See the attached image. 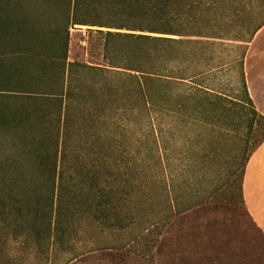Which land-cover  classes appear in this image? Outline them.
<instances>
[{"label": "trees", "instance_id": "obj_1", "mask_svg": "<svg viewBox=\"0 0 264 264\" xmlns=\"http://www.w3.org/2000/svg\"><path fill=\"white\" fill-rule=\"evenodd\" d=\"M47 1L53 21H62L50 30L30 16L33 0H0V132L19 137L6 149L17 148L20 155L8 152L2 161L0 229L7 240L23 237L41 246L52 238L65 247L84 221L99 224L103 232L121 231L134 223L141 199L152 207L148 188L124 169L127 139L115 133L119 121L140 111L150 120L157 114L183 115L195 122L221 121L237 133L246 130L236 186L245 209L246 165L264 141V116L246 84L248 46L240 60L238 95L192 82L182 64L203 39H220L211 29L231 20L240 23L243 8L258 0ZM258 6L264 10V2ZM255 14L242 24L249 31L247 45L264 26ZM75 26L130 33L105 34L108 65L97 67L68 61ZM118 134L125 136L123 130ZM19 158L32 169L33 178L24 185L25 175L14 178L11 171L18 170ZM166 193L170 220L186 210ZM5 235L0 236V264H13Z\"/></svg>", "mask_w": 264, "mask_h": 264}, {"label": "rangeland", "instance_id": "obj_2", "mask_svg": "<svg viewBox=\"0 0 264 264\" xmlns=\"http://www.w3.org/2000/svg\"><path fill=\"white\" fill-rule=\"evenodd\" d=\"M48 2L33 0L29 14L43 20V26L50 30L54 22L56 25L62 21H53L49 14L53 8ZM257 2L247 3L240 23L231 20L221 29H211L209 33L220 39H203L192 59L182 64L188 68L192 82L225 95L241 92L240 60L249 35L247 27L241 28L252 13H256V22L264 19V10L258 6L264 0ZM107 32L130 33L98 27L71 28L68 61L107 67L103 56ZM119 122L116 136L126 138L128 148L124 169L137 174L148 188L152 207L141 199L134 211V223L121 231L103 232L99 224L84 221L78 227L80 232L65 247L52 238L41 246L23 237L9 241L0 229L13 264H264V234L236 195L241 172L238 161L245 145L240 137L247 136L246 130L237 133L221 121L195 122L183 115L169 119L157 114L150 120L145 111L130 116L127 123ZM122 130L125 136L118 134ZM18 138L0 132V192L5 187L1 181L6 173L2 163L5 154L16 155L19 151H8L6 146L16 144ZM25 162L19 158L18 170H11L14 178L25 175L23 185L33 178ZM168 191L180 210H186L170 220L165 218ZM0 222L3 224L1 218Z\"/></svg>", "mask_w": 264, "mask_h": 264}, {"label": "crops", "instance_id": "obj_3", "mask_svg": "<svg viewBox=\"0 0 264 264\" xmlns=\"http://www.w3.org/2000/svg\"><path fill=\"white\" fill-rule=\"evenodd\" d=\"M244 72L254 106L264 116V26L248 44ZM242 188L246 212L264 234V142L246 165Z\"/></svg>", "mask_w": 264, "mask_h": 264}]
</instances>
